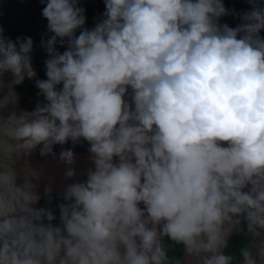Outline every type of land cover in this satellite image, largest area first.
I'll use <instances>...</instances> for the list:
<instances>
[{
	"label": "clouds",
	"instance_id": "9594fccd",
	"mask_svg": "<svg viewBox=\"0 0 264 264\" xmlns=\"http://www.w3.org/2000/svg\"><path fill=\"white\" fill-rule=\"evenodd\" d=\"M247 2L104 0L89 29L79 0H47L46 79L0 28V264H264V0ZM69 142L89 145L85 179L62 149L41 193L28 158Z\"/></svg>",
	"mask_w": 264,
	"mask_h": 264
},
{
	"label": "trees",
	"instance_id": "16d2710c",
	"mask_svg": "<svg viewBox=\"0 0 264 264\" xmlns=\"http://www.w3.org/2000/svg\"><path fill=\"white\" fill-rule=\"evenodd\" d=\"M223 3L226 8L228 9H235L236 11L242 10H250V5L248 4L247 0H223ZM79 5L85 9V16H86V28H93L95 24L102 18V14L105 11L104 0H79ZM10 12V10L8 9ZM220 22H226L230 25V27H235L239 20L233 18L232 16H225L221 19ZM79 31H77V35ZM4 35L10 37L11 39L15 40L18 36H27L33 40V48L32 52L30 53L32 60H35L34 54L42 48L41 41L38 39L36 30L31 29L26 24L21 23L16 27H12L11 29L4 31ZM262 37H264V31L260 33ZM39 46V49H38ZM65 49V48H64ZM66 50V49H65ZM37 78L39 79H46L45 73L38 75ZM34 80H25L23 85L17 86L16 91L20 95V105L26 111H32L37 103L43 102V97L38 96V89L34 86ZM89 145L87 142H81L77 144L75 147L72 146L71 142L65 145H55L53 147V152L58 153L61 152L62 149H71L74 153L87 151ZM37 154L39 158L45 159L48 158L50 155L41 156L39 150L37 149ZM59 199L56 196V192H53V203L49 205L53 209H55L56 204L59 203ZM45 205V200L42 198L40 201V206ZM58 217L59 213L58 210L55 213ZM246 240L242 235H234L230 241L229 246L226 251L230 254H233L239 257V250L246 244ZM166 245L169 248V256L172 257H181L183 255V248L181 245L174 244L171 241H165Z\"/></svg>",
	"mask_w": 264,
	"mask_h": 264
},
{
	"label": "rangeland",
	"instance_id": "374dc122",
	"mask_svg": "<svg viewBox=\"0 0 264 264\" xmlns=\"http://www.w3.org/2000/svg\"><path fill=\"white\" fill-rule=\"evenodd\" d=\"M46 2L47 0H44V3L41 0H0V28L7 31L12 27L24 23L31 29L36 30L37 37L40 41L42 39L46 41L48 37L43 34L47 32V21L42 17V9ZM58 51L63 53L65 49L58 47ZM33 56L35 60H32V63L37 71V76L45 73L43 63L47 58L45 47H40ZM5 79H10V77L6 76ZM19 109L25 110L20 105V102ZM59 154L60 152L42 159L38 157L37 150H35L28 158L31 168L41 173L38 189L41 193L43 192V187L49 182V177L54 178V185L57 189L59 188V183L65 182L63 180L64 166L59 162ZM74 154L77 157V172L83 177V173L91 166L88 162V151L76 152Z\"/></svg>",
	"mask_w": 264,
	"mask_h": 264
},
{
	"label": "crops",
	"instance_id": "0c3cea01",
	"mask_svg": "<svg viewBox=\"0 0 264 264\" xmlns=\"http://www.w3.org/2000/svg\"><path fill=\"white\" fill-rule=\"evenodd\" d=\"M77 180H80V181H83L85 179V177H81V174L77 172V177H76ZM72 181H67V183H71ZM59 186L61 185V183L58 184ZM40 206V205H39Z\"/></svg>",
	"mask_w": 264,
	"mask_h": 264
}]
</instances>
